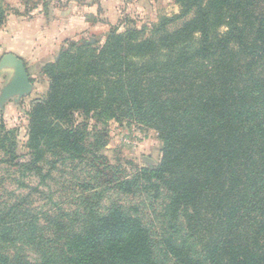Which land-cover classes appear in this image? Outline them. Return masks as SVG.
<instances>
[{"label": "trees", "instance_id": "1", "mask_svg": "<svg viewBox=\"0 0 264 264\" xmlns=\"http://www.w3.org/2000/svg\"><path fill=\"white\" fill-rule=\"evenodd\" d=\"M176 1L175 19L192 15L176 30L163 19L146 37L111 30L101 48L64 42L41 66L49 83L29 112L26 148L35 170L46 153L76 160L104 148L103 133L75 123L77 112L151 128L161 158L137 182L170 193V219L209 264H264V0ZM4 21L0 7V29ZM10 134L0 121V150L13 157ZM130 183L119 188L129 192ZM54 227L56 244H38L37 260L0 252V264H166L141 220L119 208L75 230ZM15 242L0 232V243ZM161 242L170 264H202L189 246Z\"/></svg>", "mask_w": 264, "mask_h": 264}, {"label": "rangeland", "instance_id": "2", "mask_svg": "<svg viewBox=\"0 0 264 264\" xmlns=\"http://www.w3.org/2000/svg\"><path fill=\"white\" fill-rule=\"evenodd\" d=\"M138 1L139 8L135 12L122 14L103 36H88L86 41L90 44L96 42L101 48L111 30L123 33L132 28L142 29L146 37L152 27L163 19H171L168 30H176L192 16L175 19L180 14L176 0ZM52 2L0 0V7L5 10L2 28L6 22H19L35 6ZM58 53L43 62L39 59L34 61L31 55L24 54L20 59L28 69L31 91L24 97L14 96L0 103L1 124L6 131L12 132L10 137L15 145L13 157L0 150V232H9L16 239L14 246L0 243V252L9 257L37 260L40 250L38 244L41 243L45 248L56 244L55 222L68 230H75L91 214H105L112 208H119L130 216L138 217L145 225L156 261L170 264L160 249L159 243L164 239L189 246L192 257L202 264H209L201 255L200 248L186 239L181 220L174 222L170 219V193L162 186L155 190L143 180L137 182L138 172L157 166L161 158L160 141L153 129L134 120H98L92 115L77 112L74 115L75 123L86 122L90 134L103 133L102 143L106 142L105 147L76 160L59 152L46 153L41 161L35 162L38 168H33V157L26 148L29 112L36 102L45 98L47 92L49 81L40 72L41 66L53 62ZM4 55L0 53V61ZM35 66L37 68L33 72ZM12 73L8 65L0 69V96ZM122 182H131L129 192L119 188Z\"/></svg>", "mask_w": 264, "mask_h": 264}, {"label": "crops", "instance_id": "3", "mask_svg": "<svg viewBox=\"0 0 264 264\" xmlns=\"http://www.w3.org/2000/svg\"><path fill=\"white\" fill-rule=\"evenodd\" d=\"M52 1L35 6L19 22H6L0 30L1 54L11 53L19 58L29 54L34 61H48L66 40L103 36L122 14L139 8L138 0Z\"/></svg>", "mask_w": 264, "mask_h": 264}, {"label": "water", "instance_id": "4", "mask_svg": "<svg viewBox=\"0 0 264 264\" xmlns=\"http://www.w3.org/2000/svg\"><path fill=\"white\" fill-rule=\"evenodd\" d=\"M10 66L13 73L8 84L3 88L0 103L17 96L19 98L26 96L31 91L30 75L25 67L24 62L19 57L8 53L5 54L0 61V69Z\"/></svg>", "mask_w": 264, "mask_h": 264}, {"label": "flooded vegetation", "instance_id": "5", "mask_svg": "<svg viewBox=\"0 0 264 264\" xmlns=\"http://www.w3.org/2000/svg\"><path fill=\"white\" fill-rule=\"evenodd\" d=\"M27 69V68H26ZM27 71H28V69H27Z\"/></svg>", "mask_w": 264, "mask_h": 264}]
</instances>
